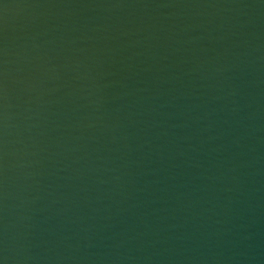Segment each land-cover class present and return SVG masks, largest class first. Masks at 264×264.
<instances>
[{"label":"water","instance_id":"obj_1","mask_svg":"<svg viewBox=\"0 0 264 264\" xmlns=\"http://www.w3.org/2000/svg\"><path fill=\"white\" fill-rule=\"evenodd\" d=\"M0 264H264V0H0Z\"/></svg>","mask_w":264,"mask_h":264}]
</instances>
